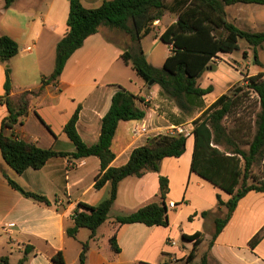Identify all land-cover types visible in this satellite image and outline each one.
Instances as JSON below:
<instances>
[{
	"label": "crops",
	"instance_id": "crops-1",
	"mask_svg": "<svg viewBox=\"0 0 264 264\" xmlns=\"http://www.w3.org/2000/svg\"><path fill=\"white\" fill-rule=\"evenodd\" d=\"M79 1L83 7L92 9L108 0ZM225 11L228 20L239 29L264 31V5L235 4L227 6ZM68 13L69 0H15L7 8L5 0H0V36L10 37L19 47L15 57L6 63L0 62V132L6 136L57 153H74L75 146L64 132L65 124L78 111L76 128L80 138L87 145L96 143L112 97L123 88L142 98L137 106L145 116L138 121L119 122L111 144L115 157L110 164L119 167L149 138L170 134L178 126L192 129L194 119L219 96L229 93L234 84L243 81L241 75L212 99H207L209 94L204 96L203 107L192 110L194 116L188 119L171 99L161 94L158 85H145L131 65L123 61L121 55L133 45L130 37L121 31L100 27L71 55L56 81L42 84V79L53 73L56 46L67 32ZM175 20V13L165 12L154 22L152 32L140 41L147 62L155 68H161L171 54L170 46L160 36ZM149 39L151 45L146 44ZM157 39L166 45L165 52L155 45ZM225 55L219 54L212 64L221 65ZM7 70L11 85L8 97L14 105L22 92L39 91L30 100L27 114L12 127L3 126L8 116L2 100ZM137 123L145 124L148 134L134 140L131 128ZM189 140L192 141L190 149L186 143L182 156L164 158L159 172L128 177L120 182L108 219L92 238L87 228L79 229L75 237L67 235L66 230L74 224L72 217L78 204L97 206L109 193V183L101 189L94 187L100 171L97 157H53L42 168L27 169L18 175L5 164L0 152V257L6 256L10 264H16L25 247L30 246L25 264H55L51 256L58 252L64 264H78L82 244L87 242L85 264H163L184 260L194 244L184 241L182 236L198 232L202 236L194 251L197 263L206 258L208 264H264V237L254 248L249 245L255 235L264 233V193L250 191L240 199L228 223L212 242L215 220L227 213V208L219 205V198L226 203L230 196L191 172L193 138ZM160 176L168 180L164 199L168 225L115 224L117 216L160 203ZM7 178L27 191L45 196L50 205L25 198ZM169 202L176 206L168 208ZM203 213L207 214L203 216ZM105 224L108 228L101 231ZM115 232L119 253L113 252L109 243Z\"/></svg>",
	"mask_w": 264,
	"mask_h": 264
},
{
	"label": "trees",
	"instance_id": "trees-1",
	"mask_svg": "<svg viewBox=\"0 0 264 264\" xmlns=\"http://www.w3.org/2000/svg\"><path fill=\"white\" fill-rule=\"evenodd\" d=\"M15 0H5V8ZM235 4L264 5V0H108L100 6L87 9L79 0H69L67 32L57 43L55 66L42 84L56 81L61 75L71 55L79 49L85 39L97 33L100 27L119 30L130 37L133 43L130 50L124 51L121 58L131 65L145 85L153 82L158 85L161 94L173 100L185 114L195 108L203 107V97L212 93L211 85L202 88L199 80L212 66L219 54H231L239 50V41H245L253 50L254 64L260 66L257 49L264 45V31L250 32L239 29L228 20L225 8ZM165 12L175 13L176 20L160 36V40L169 45L171 54L161 68L151 66L143 53L140 41L153 30V24L162 18ZM19 52L18 44L8 36H0V62L6 63ZM247 58V52H243ZM243 84L232 87L227 94L219 96L200 116L192 121L189 137L182 134H163L149 138L145 145L135 148L126 164L113 167L115 155L111 149L113 137L121 121L142 120L145 112L137 103L142 98L121 88L111 100L108 112L101 120L100 134L96 143L85 144L80 138L76 123L78 111L65 124L64 132L75 146L74 153H57L43 149L35 144L17 140L0 132V152L3 161L16 174L21 175L27 169L38 170L45 163L58 156L70 155L74 159L94 156L100 161V171L95 177V189L110 184L107 197L97 206L78 204L73 213V226L66 230L67 235L75 237L79 229L87 228L92 238L96 230L107 221L116 197L118 186L128 177H142L148 172H159L164 158H179L186 150L188 138H193L191 172L219 188L230 196L219 205L227 208V213L215 220L212 242L228 223L237 203L248 192L264 193V179H257L252 168L264 162V72L248 76L243 74ZM9 71H6L4 83L5 103L8 116L4 127H12L28 111L30 100L39 91H25L18 95L14 105L8 97L10 92ZM254 94L258 110L254 119H237L233 128H227L224 120L235 113L243 104L246 92ZM250 117V116H249ZM246 139V140H245ZM243 141V142H242ZM242 142V143H241ZM246 146V149L243 148ZM252 179V183H247ZM9 184L25 198L37 203L50 205L43 196L20 187L7 178ZM168 192V180L159 177L160 203H151L127 215L117 216L114 223L125 225L142 223L147 226L168 225L167 207L164 203ZM207 213H203L205 216ZM201 233L183 235L184 241L193 242L194 247L184 260H174L163 264H208L206 258L194 261V251L201 242ZM264 237V233L255 235L249 245H255ZM111 249L119 253L116 232L109 239ZM31 247H25L23 256L16 264H25ZM88 243L82 244L78 264H85ZM55 264H64L60 252L51 256ZM0 264H10L8 257H0Z\"/></svg>",
	"mask_w": 264,
	"mask_h": 264
},
{
	"label": "rangeland",
	"instance_id": "rangeland-1",
	"mask_svg": "<svg viewBox=\"0 0 264 264\" xmlns=\"http://www.w3.org/2000/svg\"><path fill=\"white\" fill-rule=\"evenodd\" d=\"M119 31V30H117ZM127 38H129L127 36ZM151 45V39L146 41V44ZM155 45L158 46V48H161L162 50H166V45L161 43L159 39L155 40ZM239 50L227 54L223 57L225 62L221 63V65H215L212 64L211 68L205 72L203 77L200 79L199 83L202 87H206L211 85L213 87V91L209 96L207 97L208 100L215 97L217 94H219L224 88L227 86V84H230L234 81H236L237 78H239L241 75L245 74L246 71H249L252 74H256L260 71H264V47L258 48L257 53L259 60L261 62V65H255L254 64V56H253V50L251 47L248 46V44L245 41H239ZM148 49V48H146ZM247 50L248 51V58H244L243 52ZM247 74V73H246ZM244 82L236 83L233 85V87H240ZM233 89V88H232ZM231 89V90H232ZM246 92V91H245ZM244 102L241 107H238L236 109L235 113L232 114L230 117L226 118L224 120V125L227 128H233L234 122L237 119H244V120H253L255 113L258 110V105L256 104V99L254 97V94L246 92L245 95H243ZM173 101V100H172ZM174 102V101H173ZM175 103V102H174ZM197 109V108H195ZM188 119L193 118L194 114H187ZM250 116V117H249ZM246 140V139H245ZM243 142V141H242ZM241 142V143H242ZM192 141L189 140L187 142V149L189 150L191 147ZM246 149V146L243 147ZM252 173L257 179H264V162H261V164L256 165L252 168ZM247 183H252V179H248ZM230 199V197H229ZM108 223V222H107ZM108 227L107 225H103L101 227V231L106 230ZM85 232H88L85 229ZM85 234V233H84ZM85 237L84 235H81V238ZM173 241V240H172Z\"/></svg>",
	"mask_w": 264,
	"mask_h": 264
},
{
	"label": "built area",
	"instance_id": "built-area-1",
	"mask_svg": "<svg viewBox=\"0 0 264 264\" xmlns=\"http://www.w3.org/2000/svg\"><path fill=\"white\" fill-rule=\"evenodd\" d=\"M192 129H187L185 126H178L173 129V131L170 133L171 135L174 134H182L185 137L190 136V132ZM148 134V129L145 124L137 123L131 128V135L134 140H139L143 137H145ZM176 204L174 202H169L168 208H174ZM11 226V225H8ZM171 245H175L174 242H170Z\"/></svg>",
	"mask_w": 264,
	"mask_h": 264
},
{
	"label": "water",
	"instance_id": "water-1",
	"mask_svg": "<svg viewBox=\"0 0 264 264\" xmlns=\"http://www.w3.org/2000/svg\"><path fill=\"white\" fill-rule=\"evenodd\" d=\"M152 84H153V82H150V83H149V85H152Z\"/></svg>",
	"mask_w": 264,
	"mask_h": 264
}]
</instances>
